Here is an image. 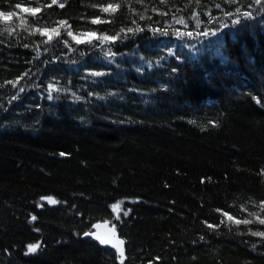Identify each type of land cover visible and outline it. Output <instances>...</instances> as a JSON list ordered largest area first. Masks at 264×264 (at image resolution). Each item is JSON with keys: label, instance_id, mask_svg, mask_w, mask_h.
I'll list each match as a JSON object with an SVG mask.
<instances>
[{"label": "trees", "instance_id": "obj_1", "mask_svg": "<svg viewBox=\"0 0 264 264\" xmlns=\"http://www.w3.org/2000/svg\"><path fill=\"white\" fill-rule=\"evenodd\" d=\"M0 12V264H264V0Z\"/></svg>", "mask_w": 264, "mask_h": 264}, {"label": "water", "instance_id": "obj_2", "mask_svg": "<svg viewBox=\"0 0 264 264\" xmlns=\"http://www.w3.org/2000/svg\"><path fill=\"white\" fill-rule=\"evenodd\" d=\"M42 198H41V200H43L46 204H50V205L54 204V203H50L49 199H48V198H51L52 200H54V198L52 196H47V197H42ZM86 233H89V235H85V233H84L83 237L90 238L93 241L95 240L97 243H100V241L98 239H96V237L99 236V237H101L107 241V243H104V244L100 243L103 247H105V246L111 247L121 257L124 256V254H125L124 253V241L122 240V238L119 237L118 231L115 230V227L113 225H111L108 221L95 222L92 225L91 230L89 232H86ZM121 252H123V255H121Z\"/></svg>", "mask_w": 264, "mask_h": 264}, {"label": "snow or ice", "instance_id": "obj_3", "mask_svg": "<svg viewBox=\"0 0 264 264\" xmlns=\"http://www.w3.org/2000/svg\"><path fill=\"white\" fill-rule=\"evenodd\" d=\"M197 2H199V0H197ZM229 2L231 3V2H233V0H229ZM52 3L53 4H56L57 3V0H52ZM65 5L63 4V3H61V4H59V7H61V8H63ZM17 7H20V5L18 4L17 5ZM118 7H120V5H113V4H108L106 7H104L103 9H102V11H104V12H115L116 10H117V8ZM27 11H30V12H32L33 14H35L36 12H38L39 11V9L38 8H35V9H26ZM12 15V13H4V12H0V17H7V16H11ZM98 22H101L100 20H99V18H97V19H95V20H93L92 21V23H98ZM62 24L63 23H66V22H61ZM233 23H235V21H233ZM139 30V29H138ZM53 31H55V30H53ZM129 31H131V29H129ZM11 34V33H10ZM42 34H44V33H42ZM69 35H72V33L71 32H69ZM74 39H75V37H73ZM102 39H105V40H107V39H115V37H102ZM77 42H80V41H77ZM61 155L63 156L64 155V153H61ZM43 199V198H42ZM49 199V202L50 203H56V201H54V200H52L51 198H48ZM262 211H264V208H262ZM253 215H255V214H253ZM32 219L33 220H35L36 219V217H32ZM228 219L229 220H231V219H233L231 216H229L228 217ZM252 221H250V220H237L236 221V223H244V224H249V223H251ZM259 222L261 223V224H264V219H259ZM209 227L211 228V227H214L213 225H209ZM85 235H89V233H85ZM253 235H260V236H264V232H255V233H253ZM96 239H98L99 241H100V243L101 244H104V243H107V241L105 240V239H103V238H101V237H99V236H97L96 237ZM122 243V242H121ZM37 247H38V245H36V244H32V245H29L28 246V252H35L36 250H37ZM121 255H123V252H121Z\"/></svg>", "mask_w": 264, "mask_h": 264}, {"label": "rangeland", "instance_id": "obj_4", "mask_svg": "<svg viewBox=\"0 0 264 264\" xmlns=\"http://www.w3.org/2000/svg\"><path fill=\"white\" fill-rule=\"evenodd\" d=\"M91 36V34L89 33V32H85V33H83V34H80V35H78L77 36V40L78 41H83V40H85L86 38H88V37H90ZM121 205H122V201L121 200H119V201H116L113 205H112V208H113V210H114V212L117 214V213H119L120 212V210H121ZM95 241V240H94ZM100 244V243H99ZM101 245V244H100ZM121 257V256H120Z\"/></svg>", "mask_w": 264, "mask_h": 264}, {"label": "bare ground", "instance_id": "obj_5", "mask_svg": "<svg viewBox=\"0 0 264 264\" xmlns=\"http://www.w3.org/2000/svg\"><path fill=\"white\" fill-rule=\"evenodd\" d=\"M43 197H45V196H43ZM41 198H42V197H41ZM42 201H43V200H42ZM43 202H44V201H43ZM44 203H45V202H44ZM45 204H46V203H45ZM47 205H48V204H47ZM49 205H50V204H49ZM52 205H53V204H52ZM96 222H98V221H96ZM94 223H95V222H94ZM94 223H93V224H94ZM110 224H111V223H110ZM111 225H112V224H111ZM113 226H114V225H113ZM90 230H91V228H90L88 231H85V233H86V232H89ZM115 230H116V229H115ZM83 234H84V233H83ZM82 237H83V236H82ZM119 237H120V236H119ZM32 244H36V245H38L37 250H36L35 252H37L38 249H40L41 246H42L40 240H38V241H36V242L28 243V244H27V249H26V253H27V254H31L30 252H28V246H29V245H32ZM35 252H32V253L34 254ZM27 254H26V255H27Z\"/></svg>", "mask_w": 264, "mask_h": 264}]
</instances>
